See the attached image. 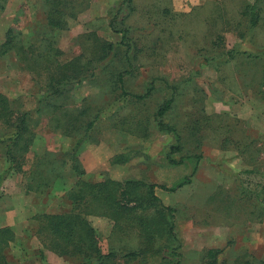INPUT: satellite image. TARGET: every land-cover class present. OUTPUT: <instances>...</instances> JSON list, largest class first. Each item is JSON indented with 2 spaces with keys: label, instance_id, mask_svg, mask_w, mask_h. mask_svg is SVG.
Masks as SVG:
<instances>
[{
  "label": "rangeland",
  "instance_id": "rangeland-1",
  "mask_svg": "<svg viewBox=\"0 0 264 264\" xmlns=\"http://www.w3.org/2000/svg\"><path fill=\"white\" fill-rule=\"evenodd\" d=\"M62 1L64 6L75 5L78 15L69 17L68 28L52 33L54 47L63 53L51 49L43 58L45 65L52 56L63 64L81 53L86 59L97 42L84 51L79 36L90 32L116 44V50L95 62L99 65L94 77L69 86V97L57 114L36 110L47 71L40 76L36 69H24L14 51L0 55V92L16 100L18 112H30L32 127L26 159L21 161L24 171L9 170L10 129L0 121V227L15 232L5 250L9 264H81L80 255H60L43 247L38 216L75 209L74 190L84 187L83 182L107 179L157 184L161 204L147 213L160 215L154 210L162 204L175 207L181 240L178 258L171 252L176 245L171 239L148 242L134 213L122 224L103 214H86L102 251L118 253L111 264H175L180 258L181 264H203V252L209 248L222 249L219 264H264V90L259 85L264 61L252 63L248 54L264 49V25L250 38L223 30L227 49L247 53L235 60L226 57L223 65L218 59L209 63L205 57L214 54L210 39L218 29L200 9L209 10L221 0H135L138 9L126 24L141 52L125 82L135 94H145L153 79L156 84L137 100L115 87L118 73L127 66L123 33L112 27L114 21L116 27L125 22V13L115 17L122 0ZM47 3L0 0V47L10 28L25 44L41 45V38L49 36ZM164 6L168 14L159 15L157 9ZM172 86L178 91L165 122L175 131H167L158 126L155 112L173 94ZM82 108L88 112L78 129L66 131ZM96 112L101 116L94 128H81ZM57 119L63 129L57 128ZM177 144L182 149L172 152ZM186 176L191 182L176 190L162 187L171 188ZM138 188L139 193L145 191ZM131 251L142 253L125 257Z\"/></svg>",
  "mask_w": 264,
  "mask_h": 264
},
{
  "label": "trees",
  "instance_id": "trees-1",
  "mask_svg": "<svg viewBox=\"0 0 264 264\" xmlns=\"http://www.w3.org/2000/svg\"><path fill=\"white\" fill-rule=\"evenodd\" d=\"M235 2L234 6H229L228 0H221L213 8L209 10L201 8L200 11H205L206 21L212 23L218 31L213 32L211 37L210 50L211 56L205 57L209 63L219 60L223 65L227 59H237L239 55H245L247 52H240L236 49H227L225 46V39L223 30L232 29L238 31L239 35L245 37L254 35L260 31V27L264 25V9L261 7L264 0H241L242 3L238 4L240 0H232ZM46 6V26L49 36L41 38L42 44L37 45V41L32 44H25L23 39L16 34L13 29L7 32L6 40L0 47V55H4L14 51L16 56L23 62L24 69L38 70L41 76L47 71L46 78L43 81L44 92L38 99L37 111L44 112L46 110H53L52 114H57L60 104L63 99L69 97V86L75 83H82L85 79L95 76V69L97 65L95 62L106 58L110 52L115 53L116 44L100 37L96 32H90L79 36L82 46L88 50L89 46L93 45V40L97 42V46L92 49V54L86 59H83V53L79 54L71 61L65 63L59 62L56 57L47 58L48 65L43 63V58L47 57V53L53 49L57 53H63L62 50L55 48L52 33L55 30L66 29L69 26V17L77 18L78 8L75 5L64 6L62 0H47ZM138 9L135 0H122L121 6L118 8L115 17L125 13V22H121L123 27H116L115 21L112 27L115 30L123 33L121 43L126 47L127 66L120 71L117 75V90L125 97H134L140 100L148 96L155 88V79L151 80L148 84V89L145 94H135L129 92L126 86L125 77L132 72L133 59L138 57L141 52L138 44L134 42L131 35L130 26L126 24L127 18L131 16ZM169 8L164 6L162 9H157L159 15L168 14ZM215 34V35H214ZM213 38V39H212ZM120 43V44H121ZM37 47V49L35 48ZM205 51V49H204ZM88 52V51H87ZM254 60L262 59L264 61V49L260 53H248ZM248 56V55H247ZM222 59V60H221ZM245 59V58H244ZM243 61V60H242ZM58 62V63H57ZM94 62V63H93ZM94 64V65H93ZM53 66V68L51 67ZM41 80V78H39ZM259 85L264 90V63L262 68V76L259 80ZM115 88V89H116ZM173 94L171 97L165 99L155 112V119L161 129L167 131H175L165 122V116L171 110L175 102V94L178 91V86H172ZM134 100L133 98H131ZM16 100L9 98L6 94L0 92V121L6 123L10 129L7 133V155L11 161L9 170L16 169L24 171L22 160L26 159V152L32 138V127L29 120V111H19L16 109ZM87 108H82L78 111V116H73L70 123L64 127L66 131L73 133L78 129L80 118L86 115ZM70 114L68 111L67 115ZM101 114L96 112L95 116L88 120L86 123L81 124V128L85 126L86 131L94 128L97 120ZM58 129H63L62 121L57 119L56 124ZM180 144L172 146V152L181 150ZM20 150V153L18 152ZM172 162L178 163L179 160L171 158ZM2 175L0 174V183ZM191 182V176H186L177 185L168 188L162 185L163 188L176 190ZM84 187L79 190H74L71 198L76 203L77 207L69 212L61 213H43L38 216L41 227L37 231L42 245L45 248L63 255H80L81 264H111L112 259L119 257L115 251L104 252L99 244L98 234L91 222L87 219L86 214L95 213L109 216L110 218L124 223L126 220L131 219V213L136 215L134 220H138L140 231L147 237L148 242H153L159 237H167L176 245L172 247L171 252L173 255L181 257L179 249L181 248V240L176 230L175 213L176 209L172 206H165L162 204L154 211L159 212L160 215L150 216L147 211L152 206H158L157 202L160 197L156 194L157 184H144L138 180H126L124 184L114 180H104L102 182H83ZM138 186H143L145 191L138 192ZM89 201L83 204V200ZM86 209V210H83ZM141 210V212H140ZM15 239V232L10 226L0 227V264H9L6 258L5 250ZM141 251H131L125 254V257L130 258L138 256ZM202 257L203 264H219V255L222 249L209 248L205 250ZM175 264H181V258Z\"/></svg>",
  "mask_w": 264,
  "mask_h": 264
},
{
  "label": "crops",
  "instance_id": "crops-1",
  "mask_svg": "<svg viewBox=\"0 0 264 264\" xmlns=\"http://www.w3.org/2000/svg\"><path fill=\"white\" fill-rule=\"evenodd\" d=\"M38 203H39V202H38ZM41 203H43V202H41ZM6 224H11V222H8V223L6 222ZM1 226H2V225H1ZM5 226H6V225H5Z\"/></svg>",
  "mask_w": 264,
  "mask_h": 264
}]
</instances>
